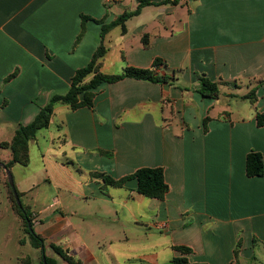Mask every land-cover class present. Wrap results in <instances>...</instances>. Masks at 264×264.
I'll return each mask as SVG.
<instances>
[{"label":"crops","instance_id":"obj_1","mask_svg":"<svg viewBox=\"0 0 264 264\" xmlns=\"http://www.w3.org/2000/svg\"><path fill=\"white\" fill-rule=\"evenodd\" d=\"M141 1L0 0V143L69 92L101 45L103 25ZM82 16L92 19L77 43ZM104 45L105 74L154 69L160 59L156 72L178 81L127 78L103 84L93 109L55 106L50 127L30 143V165L11 171L35 232L81 264H119L120 257L157 264L164 252L172 263L181 256L175 246L192 249L193 263L235 264L239 240L241 264L257 250L264 254V175L246 173L249 153L264 159V126L257 124L264 84L255 104L242 98L264 80V0L148 6L126 22L125 34L112 28ZM201 76L239 87L222 85L218 99L203 97ZM10 159L11 152L0 162ZM158 167L170 186L164 200L139 194L137 180L118 188L97 176L119 180ZM129 225L143 242L130 244Z\"/></svg>","mask_w":264,"mask_h":264},{"label":"trees","instance_id":"obj_2","mask_svg":"<svg viewBox=\"0 0 264 264\" xmlns=\"http://www.w3.org/2000/svg\"><path fill=\"white\" fill-rule=\"evenodd\" d=\"M181 0H163L156 2L155 0H142L138 8L131 13H126L118 18L117 21L110 25H103L102 28V43L95 52L92 61L84 68L77 70L75 76L72 79L71 88L65 95H55L50 102L40 109L35 120L28 125H19L13 139L9 142L0 143V148L10 150L11 159L8 162H2L6 168L12 171L15 165H21L27 167L30 165V143L37 138L40 131L46 130L50 127L52 117L54 115L55 106L58 104L68 105L71 110L76 111L81 108H94V101L97 95V90L103 84H115L127 78H133L137 80H144L158 84H169L176 85L177 77L174 75H160L156 72L155 68H159L162 65L160 59L154 61V69H140L127 67L120 74H105L102 72L103 60L108 53V49L104 45V39L106 34L114 27H121L122 33H126V22L135 16L141 14L142 10L148 6H164V5H178ZM87 16H82V30L78 37L77 43H79L86 33V22L91 20ZM98 23L103 24L98 21ZM143 44L145 47L149 46V37L143 38ZM15 76L12 75L8 80ZM264 84V80L259 81L256 86L246 95L242 96L243 99L249 100L250 103L255 104L257 102V91ZM229 85L234 89L239 86L237 83H226V82H213L212 80L201 76L200 85L196 91L203 97L218 99L221 95V86ZM184 90L186 88H183ZM230 98L235 95L230 94ZM208 121L207 118L204 121V130L208 132ZM257 124L259 127L264 126V112L257 114ZM101 154L112 156L110 153L100 151ZM0 171L5 175L4 169L0 166ZM246 173L248 177H262L264 175V159L262 154L258 152H251L247 156L246 160ZM99 178L104 180L107 186H113L122 188L128 181L137 180V192L149 199L164 200L170 191V186L165 178V170L162 167L158 168H141L135 173L128 175L119 180L113 179L110 176L104 174H98ZM6 184L10 191V199L14 211L20 216L23 222V228L26 234L29 235L30 244L32 248L40 251V258L38 261H34L32 257H24L19 260V264H61V261L67 264H81L74 258L70 257L66 251L61 247L50 245L47 246L45 240L38 235L34 230L33 216L31 209L22 203V207H19L13 191L10 187L8 178L6 177ZM18 191V190H17ZM18 195L22 198V194L18 191ZM28 223L31 224L33 232L30 231ZM23 244L26 241H22ZM44 246V250L42 247ZM242 248V241L239 240L237 243L235 254V264H241L240 251ZM173 249L181 256L176 257L172 260V264H207V263H193L189 260L188 255L192 254V249L184 246H175ZM51 250L53 256H49L47 251ZM44 259L46 262H44ZM255 260V257H253Z\"/></svg>","mask_w":264,"mask_h":264},{"label":"rangeland","instance_id":"obj_3","mask_svg":"<svg viewBox=\"0 0 264 264\" xmlns=\"http://www.w3.org/2000/svg\"><path fill=\"white\" fill-rule=\"evenodd\" d=\"M5 154H10V150L0 149V157L5 156ZM31 168H33V165L29 170ZM6 177L0 171V264H19L20 259L28 256L32 257L36 262L40 258V251L32 248L29 235L24 231L22 219L13 209L10 191L6 184ZM137 230L134 225L128 226V236L131 238L130 244L135 245L144 241V239L140 238L141 236ZM158 236L160 240L164 239L161 234ZM23 240L26 241L25 244L22 243ZM261 252L257 250L256 260L251 259L243 264H264V254ZM50 255L53 256V253L51 252ZM119 261V264H144L139 260L130 261L123 257H120ZM157 264H172L169 254H166V252L162 253L160 261Z\"/></svg>","mask_w":264,"mask_h":264},{"label":"water","instance_id":"obj_4","mask_svg":"<svg viewBox=\"0 0 264 264\" xmlns=\"http://www.w3.org/2000/svg\"><path fill=\"white\" fill-rule=\"evenodd\" d=\"M0 166L4 169V171L6 173V176L8 178L10 187H11V189L13 191V194L15 196V199H16V202H17L18 206L22 207V201H21V198L18 195V191H17L16 185H15V182H14V178H13L12 172L10 170H8L6 168V166L2 162H0ZM28 226H29L30 231L33 232L34 230H33V228H32L30 223H28ZM42 250H44V246L42 247ZM44 262H46L45 259H44Z\"/></svg>","mask_w":264,"mask_h":264},{"label":"built area","instance_id":"obj_5","mask_svg":"<svg viewBox=\"0 0 264 264\" xmlns=\"http://www.w3.org/2000/svg\"><path fill=\"white\" fill-rule=\"evenodd\" d=\"M119 1H121V0H106V2H108V3H116V2H119Z\"/></svg>","mask_w":264,"mask_h":264}]
</instances>
